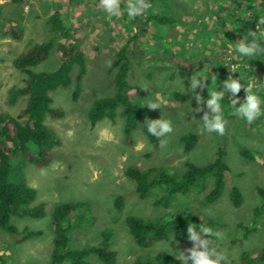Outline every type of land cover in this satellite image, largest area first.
<instances>
[{"label": "rangeland", "instance_id": "obj_1", "mask_svg": "<svg viewBox=\"0 0 264 264\" xmlns=\"http://www.w3.org/2000/svg\"><path fill=\"white\" fill-rule=\"evenodd\" d=\"M20 1L0 0V115L16 116L24 108L26 97H19L12 106L7 103L10 89L22 86L25 79V75L13 67L12 61L32 44L51 37L47 19L55 10L61 13L67 28L76 33L86 65L77 100L72 99L73 82L50 94L51 107L63 112L61 118L46 117L44 120L59 143L52 150L51 162L37 167L31 161L24 165L20 160L13 161L11 179L17 172H22L25 182L36 192L34 204H43L45 215L40 219L11 218L17 233L0 230V264H50L55 237L54 211L61 205L76 204L88 208L74 209L64 222L69 247L78 250L98 246L104 241L103 232H107L109 249L116 254L115 264L148 260L158 252H166L178 259L179 252L193 247L188 239V226H195L199 232L202 225L225 233V238L216 244L218 250L226 253L231 264H264V260L258 258L264 252V200L260 193L264 194V115L252 124L229 115L231 94L226 93L222 101L224 116L228 120L225 133L200 132L204 112L209 111L206 106L208 91L216 87V90L223 91V81L230 76L234 79L241 77L245 86L252 84L254 92L264 101V53L258 57H242L236 51V43L243 38V17L249 11L264 16L261 0H162L152 4L147 11L149 14L169 15L175 22L171 28L151 27L142 38L144 51L163 57L166 49L171 53L167 57L174 58L187 70L177 71L175 66L163 63L152 67L149 66L151 62H147L151 59L145 60L144 65L133 60L130 62L127 81L138 87L139 104L153 119L163 116L171 119L173 124L174 131L162 138L168 140L167 146L161 148L159 144L156 150L138 131L132 134L133 142L127 144L120 116L114 122L103 119L94 126L88 120L93 102L114 93L115 70L110 71L109 67L116 51L126 42L127 31L134 20L128 16L127 0H122L121 15L111 20L100 7V0ZM235 1L240 2L242 8L236 10ZM11 25L23 32L20 40L5 36L4 30ZM261 46L264 47V43ZM221 54L227 57L222 63L210 62L215 57L221 58ZM57 66L58 57L53 49L45 62L31 70L52 72ZM201 73L208 78L206 87L191 92V76ZM213 75L217 77V84H212ZM174 92L183 96L182 102L173 99ZM197 94L205 101L201 112L192 111L198 106L194 99ZM236 98L240 103L244 102V88ZM151 103H158L160 108L149 109ZM261 107L264 110V103ZM187 133L198 137L189 152L184 151L181 142V137ZM139 144L144 145L142 150H138ZM220 148L228 170L224 173L223 190L213 203L205 202L206 194L213 187L210 177L202 183L203 189L200 184L185 196L175 195L168 207H157L154 201L161 189L151 190L145 199H140L135 183L126 175L128 168L147 170L160 167L181 176L186 163L196 166L211 163ZM243 150L251 153V160L240 154ZM233 187L242 196L238 207L230 203L229 194ZM119 196L123 199V206L116 209L115 199ZM208 209L213 215H208ZM180 211L191 217L185 237L178 240L170 236L148 248L134 242L125 224L129 216L158 219ZM25 230L41 234L26 238ZM87 264L102 263L92 255Z\"/></svg>", "mask_w": 264, "mask_h": 264}, {"label": "trees", "instance_id": "obj_2", "mask_svg": "<svg viewBox=\"0 0 264 264\" xmlns=\"http://www.w3.org/2000/svg\"><path fill=\"white\" fill-rule=\"evenodd\" d=\"M12 1L21 2L20 0ZM160 1L162 0H150V3L154 4ZM252 1L248 0V2ZM260 3L264 6V0H261ZM234 5H236V10L242 8L240 2L235 1ZM262 19L264 16L258 15L254 11L247 12L241 24L243 37L250 30L257 31L258 35L260 32H264V23L260 22ZM174 22L173 17L169 15L147 12L132 20V26L127 31L126 42L116 51L115 59L109 67L110 71L115 70L113 75L114 93L95 100L88 111V120L92 126L103 119L114 122L120 116L123 118V136L127 144L133 142L132 134L138 131L144 134L153 150L158 149L159 139L151 135L147 131V126L143 124L146 117L148 119H153V117L139 104L136 94L138 87L129 84L127 77L132 60L138 65H144L145 60L151 59L147 62H151L149 66L152 67L163 63V65L175 66L177 71L185 70L178 65L174 58L167 57L171 56L170 51L165 49L166 56L158 57L147 54L142 46V38L150 31L151 27L171 28ZM47 23L51 37L44 42L32 44L12 61L13 67L22 72L25 79L22 86L10 89L7 103L12 106L19 97H26L24 108L16 116L0 115V230L9 234L17 233L16 227L11 223L12 217L40 219L45 215L44 205L34 204L36 192L25 182L22 172H17L15 178L11 179L13 161L20 160L22 165L31 161L37 167L47 166L51 162L52 150L59 143L45 125L44 120L46 117L61 118L63 112L51 107L50 94L73 82L72 99L77 100L85 74V58L79 48V41L76 40V33L67 28L59 11L52 12ZM4 33L5 36L13 40H20L23 34L19 28L13 25L7 27ZM260 42L264 43V39H261ZM53 49L58 57V66L54 71L35 72L31 70L45 62ZM220 57H215L210 62L220 64L227 58L223 54ZM171 96L173 99L183 101V96L180 93L174 92ZM197 139V135L193 133L183 135L181 142L184 144V151H191L195 147ZM240 154L247 159H252L251 153L247 151H240ZM185 168L186 170L181 176L170 174L160 167L147 170L128 168L126 175L135 183V191L140 199H145L151 190L161 189V193L154 201V205L157 207H168L175 195L185 196L195 186L200 187V184L203 189L202 183L207 177L213 179V187L206 194L205 202L213 203L219 198L224 187V173L228 170L221 148L217 150L213 162L203 166L186 163ZM260 193L264 200L263 192L260 191ZM229 198L234 207H238L242 203L241 193L236 187L231 189ZM122 206L123 199L119 196L115 199V208L120 209ZM78 207L88 208L84 204L61 205L54 211L52 225L55 237L50 264H63L64 262L87 264V259L92 255H95L102 264H115L116 254L109 249L107 232H103L104 241L98 246H86L78 250L69 247L67 228L64 222ZM190 219L191 217L187 213L180 211L175 215L158 219L129 216L126 218L125 224L134 242L142 248H148L154 242L168 240L170 236L178 240L183 239L186 235V225ZM25 233L26 238L41 234L39 231L26 230ZM258 258L264 260V252ZM131 264L181 263L166 252H158L148 260H136Z\"/></svg>", "mask_w": 264, "mask_h": 264}, {"label": "clouds", "instance_id": "obj_3", "mask_svg": "<svg viewBox=\"0 0 264 264\" xmlns=\"http://www.w3.org/2000/svg\"><path fill=\"white\" fill-rule=\"evenodd\" d=\"M121 3L122 0H100V7L108 14L107 18L111 20L112 17H119L121 15ZM152 7L153 5L150 3V0H127V12L131 19L143 16ZM260 22L264 23V19ZM261 39H264V32H260L258 35L257 31L250 30L246 36L236 43V51L242 57H258L264 53V47L261 46L260 42ZM235 67L236 65H233V68ZM207 79L202 73L199 76L193 74L190 78L189 90L191 92H195L197 88L203 90L206 87L205 82ZM211 80L212 84H217V77L215 75L212 76ZM242 88L246 91V98L243 103H240L236 97ZM216 89L210 92L208 91L209 99L206 101V106L209 111L204 112L202 117L201 134L203 132H216L220 135L225 133L228 120L224 116L225 108L222 107V101L225 99L226 93H231L229 115L243 119L248 124H252L264 115V110L261 107L264 101L254 92L252 84L245 86L241 83V77L234 79L230 76L227 80L223 81V91ZM194 99L198 106L192 109V111H204L202 105L205 104V101L202 96L197 94ZM237 104H240V106L236 107ZM148 108L156 110L160 108V105L158 103H151ZM143 124L147 126V131L151 135L159 139L160 147L165 148L168 140L162 138L169 136L174 131L171 119H165L163 116L160 119H148L146 117ZM137 147L138 150H142L144 145L139 144ZM206 211L208 215H213L210 209ZM187 233L188 239L193 244V247L179 252L178 259L183 264H188L189 261L192 264H231L226 253L218 250L216 244L217 241L225 238V233L219 230L214 231L211 227L205 225L200 227L199 232H197L195 226H188ZM209 237H214V239H210Z\"/></svg>", "mask_w": 264, "mask_h": 264}]
</instances>
